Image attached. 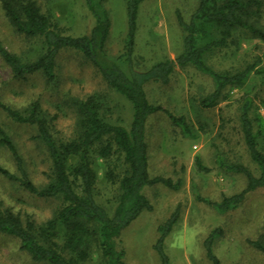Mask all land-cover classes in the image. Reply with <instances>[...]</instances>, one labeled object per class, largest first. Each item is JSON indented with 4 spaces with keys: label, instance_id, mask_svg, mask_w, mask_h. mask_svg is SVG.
I'll return each mask as SVG.
<instances>
[{
    "label": "rangeland",
    "instance_id": "obj_1",
    "mask_svg": "<svg viewBox=\"0 0 264 264\" xmlns=\"http://www.w3.org/2000/svg\"><path fill=\"white\" fill-rule=\"evenodd\" d=\"M34 1L67 35L86 34L93 25L85 0ZM197 2L143 0L138 12L133 53L136 68L147 69L157 61L173 60L177 56L182 47V33L176 22V12L187 20ZM104 6L111 21L105 52L125 69L121 62L126 32L125 0H106ZM260 24L264 26V0ZM0 42L23 60L34 58L42 50L40 40L25 38L12 29L1 7ZM207 62L215 71H235L252 64L255 69L242 88L231 90L228 100L210 109L199 108L198 101L213 90V82L190 67L176 68L167 85L151 83L146 86L149 102L184 118L193 137L173 126L163 113L149 118L146 126L149 174L171 179L174 183L180 181L181 186L172 190L154 185L144 190L152 209L143 212L114 241L116 249L124 253V264H159L153 250L157 227L177 206L179 221L164 243L171 264H210L202 241L215 228H221L223 232L213 246V252L222 264H264V254L248 244V241L264 238V189L248 193L237 208L224 214L201 201L219 202L223 197L239 193L246 185L243 176L225 173L217 167V153L227 162H239L255 171L243 143L239 116L244 100L249 98L253 111L257 110L264 117V43L239 35L236 46L215 52ZM55 74L56 79L51 84H47L40 74L13 80L10 69L0 59V100L15 109L38 101L56 140L66 141L74 133L76 118L69 100L84 99L93 94L107 102L110 112L106 118L110 122L128 125L130 105L106 87L79 53L61 51L56 58ZM0 128L16 146L31 181L37 186L44 185L50 175V162L44 148L34 140L35 130L14 123L1 111ZM197 157L207 172L197 168ZM0 166L16 172L9 153L2 147ZM94 168L96 200L110 211L115 204V188L104 178L103 161L97 159ZM0 205L22 220L40 224L52 217L60 203L55 199L36 198L0 175ZM97 263L98 254L94 253L91 264ZM0 264L43 263L33 261L20 249L16 239L0 234Z\"/></svg>",
    "mask_w": 264,
    "mask_h": 264
},
{
    "label": "trees",
    "instance_id": "obj_2",
    "mask_svg": "<svg viewBox=\"0 0 264 264\" xmlns=\"http://www.w3.org/2000/svg\"><path fill=\"white\" fill-rule=\"evenodd\" d=\"M106 0H85L93 19L88 33L80 36L65 34L54 18L43 13L34 0H0V7L12 29L28 39H38L41 52L23 60L9 52L0 42V59L10 69L13 80L40 74L47 84L56 79V58L63 50L79 53L100 76L106 87L121 96L131 109L127 126L112 123L106 118L107 102L98 94L84 99H70L74 111V133L68 140H56L38 101L23 109H15L0 100V111L16 124L32 127L34 140L44 148L50 162L48 181L35 185L26 171L24 161L10 136L0 128V147L5 149L15 166V173L0 166V175L16 183L28 194L40 199L58 200L60 206L52 217L37 224L22 220L0 205V234L16 239L20 249L30 258L43 264H91L98 254L97 264H124V253L117 250L115 239L152 206L144 194L147 187L161 185L177 190L180 181L161 176L151 177L148 170L146 126L156 113L167 116L173 126L191 136L184 118L176 117L159 105L149 102L146 86L151 83L167 85L176 68H192L207 75L213 90L198 101L201 109H210L228 100L229 92L242 88L255 69V64L235 71H215L208 58L215 52L236 46L239 35L264 43V26L260 24L263 0H198L187 20L176 12V22L182 33L181 51L173 59L155 62L147 69L135 67L133 53L137 33L139 7L143 0H125L126 32L120 63L105 52L111 21L104 3ZM253 111L246 98L240 108V131L252 171L239 162H227L219 153L216 165L225 173L241 175L246 185L232 196L219 202L201 200L220 214L237 208L245 196L264 189V117ZM103 161L104 178L115 188L114 207L109 211L96 200L97 174L95 161ZM199 170L207 172L200 159ZM177 206L157 227L153 244L159 264H171L164 250L167 236L179 221ZM215 228L202 241V248L210 264H222L213 246L222 236ZM250 247L264 254V238L248 241Z\"/></svg>",
    "mask_w": 264,
    "mask_h": 264
}]
</instances>
